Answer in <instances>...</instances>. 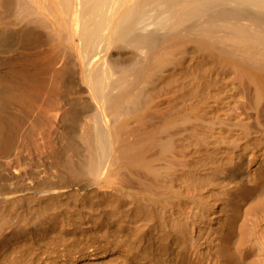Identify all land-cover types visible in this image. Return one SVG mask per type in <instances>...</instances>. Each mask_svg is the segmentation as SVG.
Wrapping results in <instances>:
<instances>
[{"label": "bare ground", "instance_id": "1", "mask_svg": "<svg viewBox=\"0 0 264 264\" xmlns=\"http://www.w3.org/2000/svg\"><path fill=\"white\" fill-rule=\"evenodd\" d=\"M70 198L159 263L264 264V0H0V233Z\"/></svg>", "mask_w": 264, "mask_h": 264}, {"label": "rangeland", "instance_id": "2", "mask_svg": "<svg viewBox=\"0 0 264 264\" xmlns=\"http://www.w3.org/2000/svg\"><path fill=\"white\" fill-rule=\"evenodd\" d=\"M2 161L7 163L10 160L2 158ZM31 170L30 162L20 171L27 172L25 186L30 184L28 174ZM72 200L60 202L57 206L51 203L54 206L49 210L57 215L51 221L43 216L41 218L47 221L39 222L40 209L28 213L23 205L3 214L0 264H162L151 255H140L145 239L130 251L117 243L121 233L114 235L108 226L100 227L95 221L99 202ZM20 225L25 228L22 233H17L16 226Z\"/></svg>", "mask_w": 264, "mask_h": 264}]
</instances>
